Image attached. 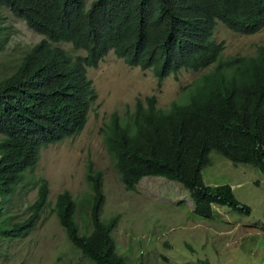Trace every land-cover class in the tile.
Masks as SVG:
<instances>
[{
    "label": "trees",
    "instance_id": "1",
    "mask_svg": "<svg viewBox=\"0 0 264 264\" xmlns=\"http://www.w3.org/2000/svg\"><path fill=\"white\" fill-rule=\"evenodd\" d=\"M0 7L43 37L0 80V240L35 229L48 205L46 180L24 219L13 221L8 206L41 150L83 131L97 98L87 69L110 52L129 67L151 71L157 87L181 71L209 69L166 109L150 96L109 117L103 143L125 190L134 191L145 177H161L189 192L203 220L212 218V206L250 214L230 186L205 185L202 170L216 152L264 175V46L254 56L223 59V45L213 39L218 22L241 35L263 30L264 0H94L88 8L84 0H0ZM59 43L84 55L71 57L54 46ZM86 181L89 231L80 233L69 191L57 196L53 213L83 257L127 264L112 238L120 217L100 220L102 173L88 166ZM260 230L264 234V226Z\"/></svg>",
    "mask_w": 264,
    "mask_h": 264
},
{
    "label": "rangeland",
    "instance_id": "2",
    "mask_svg": "<svg viewBox=\"0 0 264 264\" xmlns=\"http://www.w3.org/2000/svg\"><path fill=\"white\" fill-rule=\"evenodd\" d=\"M94 0H84L86 8ZM0 80L9 76L25 53L43 37L25 22L0 7ZM213 39L223 45L222 58L254 56L264 46V29L251 35L232 32L218 22ZM71 57L84 52L71 45H54ZM181 71L157 87L151 71L127 66L110 52L97 68L87 69L97 98L83 131L75 137L42 149L37 167L23 177V185L11 199L8 216L21 221L37 195L40 180L49 184L48 205L34 230L18 240H0V264H94L82 256L66 237L53 207L57 196L69 191L77 204L76 223L80 233L90 230L85 199L90 195L86 181L88 166L102 173L104 203L100 220L120 217L112 233L117 253L127 264H264V175L251 166L234 165L211 152L210 165L202 170L205 185H229L235 198L250 209L239 214L213 206V215L203 220L194 214V202L180 184L161 177H145L134 191H126L107 153L102 129L109 117L120 115L136 99L155 96L157 106L166 109L182 101V89L202 74ZM259 184H256L258 183ZM25 185V186H24Z\"/></svg>",
    "mask_w": 264,
    "mask_h": 264
},
{
    "label": "crops",
    "instance_id": "3",
    "mask_svg": "<svg viewBox=\"0 0 264 264\" xmlns=\"http://www.w3.org/2000/svg\"><path fill=\"white\" fill-rule=\"evenodd\" d=\"M254 169V168H253ZM255 170V169H254ZM256 171V170H255ZM258 182V181H257ZM256 184H259V182L258 183H256ZM233 190V189H232Z\"/></svg>",
    "mask_w": 264,
    "mask_h": 264
},
{
    "label": "clouds",
    "instance_id": "4",
    "mask_svg": "<svg viewBox=\"0 0 264 264\" xmlns=\"http://www.w3.org/2000/svg\"><path fill=\"white\" fill-rule=\"evenodd\" d=\"M27 26V25H26ZM256 170V169H255ZM26 174V173H25ZM229 186V185H228ZM233 191V190H232ZM194 204V203H193ZM212 208H213V206H212Z\"/></svg>",
    "mask_w": 264,
    "mask_h": 264
}]
</instances>
